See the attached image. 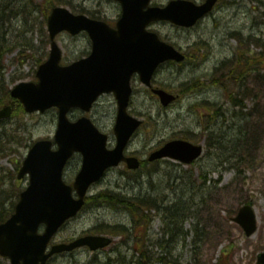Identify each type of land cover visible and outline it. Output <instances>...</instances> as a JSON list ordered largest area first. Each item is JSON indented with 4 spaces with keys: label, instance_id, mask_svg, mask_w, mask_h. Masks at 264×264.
I'll return each instance as SVG.
<instances>
[{
    "label": "rangeland",
    "instance_id": "1",
    "mask_svg": "<svg viewBox=\"0 0 264 264\" xmlns=\"http://www.w3.org/2000/svg\"><path fill=\"white\" fill-rule=\"evenodd\" d=\"M3 1L0 6L7 4L3 9L8 14L13 1ZM62 1H69L73 6ZM168 1L152 0V3L167 4ZM12 4L19 13L11 14L12 19L5 23V35L1 34L8 47L14 48L4 58L3 79L9 88L22 81H35L39 61L46 59L50 45L42 7L45 11L53 7L46 0H14ZM55 5L114 21L122 12L114 0H55ZM150 28L189 53L184 64L162 65L155 75L156 84L184 93V88L192 85L183 83L191 79L195 94L164 108L158 97L152 96L137 78L129 111L142 118L144 125L133 137L128 151L147 159L164 141L188 135L194 142H203L204 155L190 165L167 159L146 165L135 173L121 165L95 184L90 195L111 191L122 192L126 198L141 195L143 199L147 194L155 197L167 194L170 199H177L175 216L183 215L186 221L183 225H171L175 234L165 236L161 247L155 245L163 237V227H167L161 215L155 216L152 211L153 218L147 225L137 212L92 201L59 231L54 238L56 242L71 240L86 232L99 233L103 224L127 226L132 232L123 237L115 234L114 243L107 249L91 253L84 248L56 256L48 264H145L148 256L152 264L154 257L163 258L166 264H257L259 253L264 252V0H221L214 11L192 29L169 22H155ZM231 33L237 37H232ZM57 40L67 64L91 51L86 33L78 36L62 33ZM225 60L230 61L223 63ZM243 62L254 64L244 72L243 81L249 91L246 106L241 109L230 104L231 88L217 85L216 81L234 84L242 76ZM198 78L205 79L206 84L201 85ZM202 101L203 106L197 104ZM210 101L216 103V107L223 105L218 114L205 107ZM78 115L80 112L74 111L72 118ZM116 115L117 102L113 94L103 95L92 111L95 123L109 135L111 146L116 143ZM57 124L56 108L45 113L21 111L0 123V209L4 215L12 212L20 192L29 183L26 178L17 184L18 164L34 141L54 138ZM210 129L224 141L221 149L209 145ZM237 143H240L238 151ZM235 152V157L223 162L224 157ZM81 162V156L76 155L68 164L67 182L74 180ZM247 201L253 203L258 217V229L251 236H246L233 219ZM0 264L7 261L0 259Z\"/></svg>",
    "mask_w": 264,
    "mask_h": 264
},
{
    "label": "water",
    "instance_id": "2",
    "mask_svg": "<svg viewBox=\"0 0 264 264\" xmlns=\"http://www.w3.org/2000/svg\"><path fill=\"white\" fill-rule=\"evenodd\" d=\"M123 8L117 28L107 22L74 14L68 8L56 7L48 19L52 39L49 59L37 71L39 82H21L11 92L28 112L59 108L58 129L53 149L51 140H39L30 149L18 178L30 175L28 188L21 193L15 213L0 224V253L11 258V264H46L55 253L74 250L87 245L92 250L109 245L108 236L88 235L70 243L48 245L59 228L75 216L85 203V196L93 182L105 170L122 160L130 168H138L139 160L124 155L125 147L142 121L132 117L128 105L132 94L131 76L138 72L148 85L157 66L168 60L184 59L172 45L162 41L158 34L147 30L154 20H170L179 25L191 26L211 10L216 0L203 6L185 0L172 1L161 8L149 6L151 0H118ZM76 35L87 30L93 41V52L87 58L70 65H61L62 51L55 37L61 31ZM113 91L118 99V116L115 124L116 147L107 148L108 136L102 133L87 116L71 121L72 107L89 111L97 97ZM166 106L175 96L155 90ZM15 103L0 110V119L11 116ZM202 146L184 140L168 142L150 160L165 156L189 163L202 153ZM81 152L83 164L73 185L63 179V170L74 152ZM77 190L78 198L73 196ZM252 234L257 229L255 213L250 205L241 208L235 219ZM45 230L39 233L40 226ZM258 264H264V253Z\"/></svg>",
    "mask_w": 264,
    "mask_h": 264
},
{
    "label": "trees",
    "instance_id": "3",
    "mask_svg": "<svg viewBox=\"0 0 264 264\" xmlns=\"http://www.w3.org/2000/svg\"><path fill=\"white\" fill-rule=\"evenodd\" d=\"M11 1L14 2V0H4L3 2H9L11 3ZM50 1V2H49ZM1 2V0H0ZM12 2V3H13ZM46 2L48 4L52 3V6L55 5V0H46ZM63 3L66 2V3H69V5L73 6L71 2L69 1H62ZM11 3V5H13ZM8 5L7 4H4L3 6H0V76H2V78L4 77V57H5V54L6 52L8 51H12L11 47H8V43H5V38L2 37L1 34H4L3 31H5L4 29V26L2 25L3 23L1 22L2 19L4 18L5 20L6 17H7V13H5L4 9H6ZM14 6V5H13ZM41 6H43V4H41ZM47 5L44 4V7H46ZM48 7V6H47ZM49 8V7H48ZM44 9V13L47 17L48 13H49V9H47L45 11V8L42 7V10ZM7 12V11H6ZM10 16V14H9ZM253 66V64L251 65L249 63H246V62H243V67H242V70H243V73H242V76L237 79V81H234L233 85H227L225 82H223L222 80H218L216 82H219L229 88H231L232 92L230 93L229 95V99L231 100V102L237 106V105H241V106H245L244 102L246 100V98H248V91L249 89L247 88L246 84H244V81L245 78L243 77L244 76V72L247 70V69H250L251 67ZM228 75H233L235 76L234 74H231V73H228ZM227 75V76H228ZM237 77V76H235ZM3 80V83L0 84V105L3 103H7L9 98H10V91H9V87L5 84V81L4 79ZM23 112V107L20 103H18L17 105V108H16V112L15 114H18L19 112ZM217 138V136H216ZM219 139L221 140V142H218L216 139H213L212 141V145L215 149H218L220 148L221 149V143H224V141L221 139V137H219ZM238 145H236V151H238L240 149V143H237ZM232 157H235L236 156V152L234 154L231 155ZM144 198L142 199L141 196H136V197H130V198H126V197H123V196H120V195H117V194H113L111 192H102L101 194L97 195V196H92L89 198V202H92V201H97L99 200H103L105 202H109L111 205H120L124 208H129L131 209L134 213H136L139 208L140 210L144 209V206L145 204L153 201V200H156L153 196L147 194L145 196H143ZM3 210L0 209V222L1 221H4L5 217L7 216L4 215V213L2 212ZM175 221H179L180 219L179 218H174ZM101 228L99 231H103L104 233H112V234H116L118 233V229H117V226L114 225V226H108V225H101ZM122 230V229H121Z\"/></svg>",
    "mask_w": 264,
    "mask_h": 264
}]
</instances>
